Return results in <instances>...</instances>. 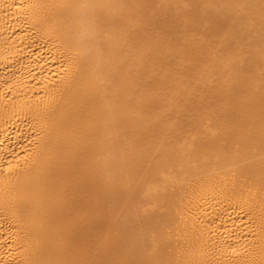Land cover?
I'll use <instances>...</instances> for the list:
<instances>
[{
    "label": "bare ground",
    "instance_id": "6f19581e",
    "mask_svg": "<svg viewBox=\"0 0 264 264\" xmlns=\"http://www.w3.org/2000/svg\"><path fill=\"white\" fill-rule=\"evenodd\" d=\"M0 264H264V0H0Z\"/></svg>",
    "mask_w": 264,
    "mask_h": 264
}]
</instances>
